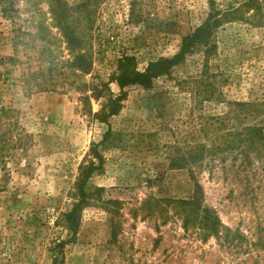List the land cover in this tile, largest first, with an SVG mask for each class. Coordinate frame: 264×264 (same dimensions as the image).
I'll return each instance as SVG.
<instances>
[{
	"label": "rangeland",
	"instance_id": "rangeland-1",
	"mask_svg": "<svg viewBox=\"0 0 264 264\" xmlns=\"http://www.w3.org/2000/svg\"><path fill=\"white\" fill-rule=\"evenodd\" d=\"M216 1L238 13L209 56L199 46L128 87L105 120L119 60L142 71L174 56L209 1L66 0L72 49L50 0H0V264H264V153L226 148L232 132L264 128V0ZM92 163L73 234L74 184ZM194 198L239 237L186 226Z\"/></svg>",
	"mask_w": 264,
	"mask_h": 264
},
{
	"label": "trees",
	"instance_id": "trees-1",
	"mask_svg": "<svg viewBox=\"0 0 264 264\" xmlns=\"http://www.w3.org/2000/svg\"><path fill=\"white\" fill-rule=\"evenodd\" d=\"M210 4V12L207 19L203 24L198 26L196 30L189 35H186L182 39L180 51L172 57H162L155 61L149 62L148 66L140 71L134 67V58L130 56H123L118 62V70L113 76V80L119 85L120 93L115 98H110L108 104L102 110V118H106L113 114L116 109L122 104L121 102L127 97V89L130 86H144L149 87L153 81L160 76L169 74L174 66L180 64L185 56L195 48L199 46L208 47L205 53H209L211 47V37L215 28L220 26L226 20L234 19L237 16L238 8H230L226 10L219 9L216 0H208ZM256 0H249L248 5L255 4ZM52 5L51 10L56 20L57 26H59L67 39L68 44L72 45V49H75L81 42V39L77 38L74 34V30L69 25V18L73 15V7H71L66 0H50ZM257 7V6H256ZM209 56V55H207ZM208 58V57H207ZM82 65L83 64H79ZM241 110H248L251 108L259 113V109L253 104H239ZM231 139L227 143L226 148L234 150L235 147L241 149L240 155L244 161H250V151L254 150L256 145L261 147V151L264 153V128L257 127V124H250L244 126L241 131L232 132L230 134ZM222 149V148H221ZM259 151V153L261 152ZM213 154L216 151L210 150L209 152H202L199 156L205 154ZM96 155L100 162H103L101 154L96 152ZM225 159V158H224ZM97 169L95 163L90 166H83L81 172L74 184L73 195L75 202L69 213L66 214V220L69 225V229L75 234L80 225V214L82 208L89 201V194L86 192V184L91 174ZM185 204V220L186 226L192 221L198 222L200 228L205 231V235L214 234L218 239L226 242H232L239 237L237 232H233L229 227L222 224L218 216L213 215L209 210L203 209L197 199L184 200ZM193 219V220H192Z\"/></svg>",
	"mask_w": 264,
	"mask_h": 264
}]
</instances>
